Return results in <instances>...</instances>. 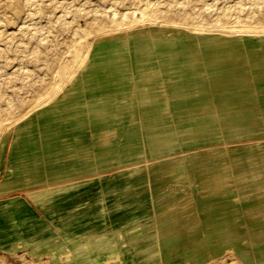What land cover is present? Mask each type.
<instances>
[{
  "label": "crops",
  "instance_id": "0c3cea01",
  "mask_svg": "<svg viewBox=\"0 0 264 264\" xmlns=\"http://www.w3.org/2000/svg\"><path fill=\"white\" fill-rule=\"evenodd\" d=\"M178 38L176 30L160 27L98 38L77 81L9 130L0 145V253L55 264H127L131 245L144 243L150 246L147 261L201 264L220 243L264 241V168L248 173L238 167L227 184L218 172L211 180L212 168L201 172L203 163L190 155L152 158L163 147L151 143L159 140L153 134H165V128L145 118L177 116L173 109L181 100L182 118L192 116L196 92L190 87L179 93L177 86L185 82L194 47L206 67L204 99H218L220 80L229 77L219 63L205 66L208 49ZM256 41L242 44L243 57L231 64L250 66L247 53L264 54V39ZM195 72L188 76L190 86ZM204 109L206 122L194 118L192 137L214 132L209 106ZM182 118L173 123L169 147L181 142ZM130 147L132 156L140 152L135 162L124 152ZM146 228L142 241L134 239ZM238 253L241 262L246 255L264 264L245 248Z\"/></svg>",
  "mask_w": 264,
  "mask_h": 264
},
{
  "label": "rangeland",
  "instance_id": "374dc122",
  "mask_svg": "<svg viewBox=\"0 0 264 264\" xmlns=\"http://www.w3.org/2000/svg\"><path fill=\"white\" fill-rule=\"evenodd\" d=\"M150 27L176 30L178 43L208 49L204 55L205 66L219 63L220 72L226 69L224 73L229 76V79L220 80L218 99L210 94L209 99H204L206 67L198 58L203 53L194 47L196 50L193 49L187 58L193 64L190 62L185 69L184 84L177 86L179 93L188 92L190 87L196 92L192 116L182 118L185 111H182L184 104L181 100L179 105L172 106H176L173 110L177 116L145 118L148 122L155 121V127L165 128V134H153L159 140H151V143L163 147L152 158L190 155L203 163L198 168L201 172L212 168L211 180L217 178L218 172L220 182L227 184L232 174L239 171L238 167L248 173L252 169L264 168V54L247 53L246 62L253 70L240 62L237 66L231 64L239 60L240 55L243 57L242 44L250 45L255 39L258 45L264 39V0H0V133L4 131L0 134V145L12 127L31 113L45 108L77 81L90 58L95 40L119 37L124 32L129 37L130 30ZM194 72L195 80L190 86L188 76ZM200 96L203 99L200 100ZM200 101L209 106L207 120L209 129L214 131L205 138L192 137L194 118L206 122L205 106H200ZM181 118L186 120L181 121L186 126L177 127L181 142L169 147L170 141L175 140L173 123L177 120L180 124ZM11 121L18 123L14 125ZM103 140L100 137L98 143ZM129 144L131 146L132 142ZM114 151L116 156L119 150ZM124 152L132 162L139 158L140 152L132 156L131 147ZM176 168L181 171L183 166ZM143 230H138L134 239L142 241V234L150 231ZM241 241L239 244L213 246V258L201 264H259L246 255L241 262L238 251L244 248L249 256L255 254L258 261H264V241L260 240V244H248L246 239ZM131 249L128 256L132 260L124 263L186 264L164 258L170 254L161 255L165 261H147L146 256L150 254L145 249L150 250V246L144 243L133 244ZM70 256L71 253L64 255L63 262L69 263ZM78 263L94 264L96 261ZM110 263L117 264L115 261ZM0 264L55 262L30 260L20 253H0Z\"/></svg>",
  "mask_w": 264,
  "mask_h": 264
},
{
  "label": "bare ground",
  "instance_id": "6f19581e",
  "mask_svg": "<svg viewBox=\"0 0 264 264\" xmlns=\"http://www.w3.org/2000/svg\"><path fill=\"white\" fill-rule=\"evenodd\" d=\"M1 113V112H0ZM22 118H23V116H22ZM19 120V119H18ZM11 122H13V121H11ZM17 121H14L13 123H14V125H15V123H16ZM18 123V122H17ZM16 123V124H17ZM11 127V126H10ZM2 131V130H1ZM4 131H2L0 134H2Z\"/></svg>",
  "mask_w": 264,
  "mask_h": 264
}]
</instances>
